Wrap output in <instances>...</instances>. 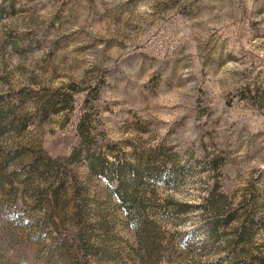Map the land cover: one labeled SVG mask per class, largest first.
Returning a JSON list of instances; mask_svg holds the SVG:
<instances>
[{"label": "rangeland", "instance_id": "rangeland-1", "mask_svg": "<svg viewBox=\"0 0 264 264\" xmlns=\"http://www.w3.org/2000/svg\"><path fill=\"white\" fill-rule=\"evenodd\" d=\"M0 264H264V0H0Z\"/></svg>", "mask_w": 264, "mask_h": 264}, {"label": "trees", "instance_id": "trees-1", "mask_svg": "<svg viewBox=\"0 0 264 264\" xmlns=\"http://www.w3.org/2000/svg\"><path fill=\"white\" fill-rule=\"evenodd\" d=\"M128 170L131 171L132 175H135L134 178L132 179V181L134 182V186L138 187L137 185H142V172L138 170L137 167L132 164L128 165ZM119 193H121L120 200L125 204V206H127V210L129 211V213L131 214L135 210V213L141 217L144 203L143 201H141V199L138 198L137 194L135 193L133 194L131 192L129 193L127 191L120 192V190H119ZM219 198H220V202H217L214 204L215 206L214 209L218 215H221V211L225 207V204H223L222 202L226 201V196H224L223 194H220ZM211 232L213 234H216L215 226L212 227ZM244 233H245V230L242 233V236L245 235Z\"/></svg>", "mask_w": 264, "mask_h": 264}]
</instances>
